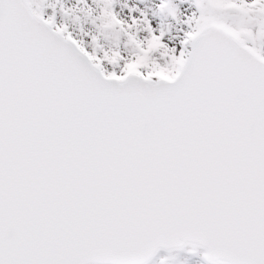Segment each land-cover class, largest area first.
Instances as JSON below:
<instances>
[{
    "label": "snow or ice",
    "instance_id": "obj_1",
    "mask_svg": "<svg viewBox=\"0 0 264 264\" xmlns=\"http://www.w3.org/2000/svg\"><path fill=\"white\" fill-rule=\"evenodd\" d=\"M117 2L0 0V264H264V0Z\"/></svg>",
    "mask_w": 264,
    "mask_h": 264
},
{
    "label": "rangeland",
    "instance_id": "obj_2",
    "mask_svg": "<svg viewBox=\"0 0 264 264\" xmlns=\"http://www.w3.org/2000/svg\"><path fill=\"white\" fill-rule=\"evenodd\" d=\"M159 0H144L143 3H140L139 0H118L116 5V11L119 14L121 20L131 23L132 13L129 12L130 8L139 7L146 11L150 10L155 11L156 6L158 5ZM64 5L66 8L69 9H77L82 7L81 5L77 4V0H64ZM173 5L177 9V19L174 20L171 17H159L157 19V24H162L164 26L165 31L170 30V34L175 37H182L180 36V28L183 26L182 22L184 19V10L189 8V4L182 3L181 0H173ZM191 11H195L194 8ZM75 16L80 17L79 23H71L70 27L77 35L83 39L84 41L88 40V33L93 35H97L96 29L89 23L84 20L83 12H76L74 13ZM170 26V29H169ZM83 27V32L85 35L80 36V29ZM102 43L105 47H109V42L102 39ZM167 258V264H206V261L203 259V252L197 250L195 252L192 251V248L186 249L182 252H177L173 254H161L158 255V260L155 264H159L161 259ZM155 260V261H156ZM154 261V262H155Z\"/></svg>",
    "mask_w": 264,
    "mask_h": 264
},
{
    "label": "bare ground",
    "instance_id": "obj_3",
    "mask_svg": "<svg viewBox=\"0 0 264 264\" xmlns=\"http://www.w3.org/2000/svg\"><path fill=\"white\" fill-rule=\"evenodd\" d=\"M157 261H158V260H157ZM157 261H156V262H157ZM156 262H155V263H156ZM155 263H154V264H155Z\"/></svg>",
    "mask_w": 264,
    "mask_h": 264
},
{
    "label": "water",
    "instance_id": "obj_4",
    "mask_svg": "<svg viewBox=\"0 0 264 264\" xmlns=\"http://www.w3.org/2000/svg\"><path fill=\"white\" fill-rule=\"evenodd\" d=\"M161 250H163V249H161ZM159 252V251H158ZM157 255V254H156Z\"/></svg>",
    "mask_w": 264,
    "mask_h": 264
}]
</instances>
